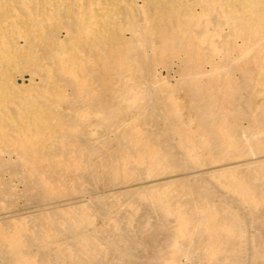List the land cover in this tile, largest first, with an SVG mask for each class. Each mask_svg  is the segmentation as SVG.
I'll return each instance as SVG.
<instances>
[{"label":"bare ground","instance_id":"obj_1","mask_svg":"<svg viewBox=\"0 0 264 264\" xmlns=\"http://www.w3.org/2000/svg\"><path fill=\"white\" fill-rule=\"evenodd\" d=\"M0 264H264V0H0Z\"/></svg>","mask_w":264,"mask_h":264}]
</instances>
